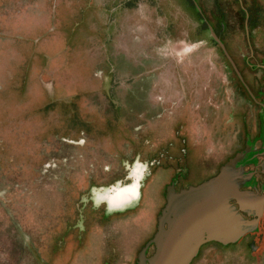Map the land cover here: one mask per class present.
Instances as JSON below:
<instances>
[{
  "label": "rangeland",
  "instance_id": "1",
  "mask_svg": "<svg viewBox=\"0 0 264 264\" xmlns=\"http://www.w3.org/2000/svg\"><path fill=\"white\" fill-rule=\"evenodd\" d=\"M248 4L264 0H0V264H137L167 186L231 155L238 93L210 27L243 63ZM260 232L196 258H264Z\"/></svg>",
  "mask_w": 264,
  "mask_h": 264
},
{
  "label": "water",
  "instance_id": "2",
  "mask_svg": "<svg viewBox=\"0 0 264 264\" xmlns=\"http://www.w3.org/2000/svg\"><path fill=\"white\" fill-rule=\"evenodd\" d=\"M210 32L233 64L211 27ZM242 157L243 153L238 152L199 183L179 188L167 186L156 230L139 251L137 264H189L205 242H234L256 227L264 210V191L243 188L252 173L237 166ZM138 196L139 184L135 193L120 203H131ZM151 243L153 251L147 255Z\"/></svg>",
  "mask_w": 264,
  "mask_h": 264
},
{
  "label": "flooded vegetation",
  "instance_id": "3",
  "mask_svg": "<svg viewBox=\"0 0 264 264\" xmlns=\"http://www.w3.org/2000/svg\"><path fill=\"white\" fill-rule=\"evenodd\" d=\"M242 7L244 15L233 17L232 24L235 23V26L232 25V28L233 31L237 30L236 27L242 29L240 33L242 32L243 34L241 43L243 45L239 44V50L246 51L241 53L243 63L233 62L232 64L229 61L233 72V80L236 83V86L232 88V92L238 93L237 97L233 95L232 104L234 108H238V111L235 116L234 114L232 116L234 120L227 139V146L232 151L229 158L238 152L243 153V157L237 161V166L251 168V170H245L246 173H252V175L250 179L244 182L243 188L261 193L264 191V5L248 4L247 8L243 5ZM220 23V32H217L216 27L214 28L216 29V35L223 43L221 34L228 30L229 27L224 21H220ZM236 23H241V26ZM257 36L258 38H256ZM217 44L219 45L218 42ZM224 47L226 49L225 45ZM221 50L223 51L222 48ZM226 51L228 52L227 49ZM219 167L220 165H217L199 182L214 175ZM132 182L138 181L134 180ZM115 190L110 193V196L115 193ZM110 196L108 197V204L111 202ZM114 204L117 205L118 201L112 203V205ZM248 217L251 218L253 216ZM263 219L264 210L256 227L234 242L222 243L216 240L205 242L200 246L197 254L189 264H193V262L195 264H264V258H196L200 253L201 247L205 244H210L213 248L224 249L246 238V243L250 247L255 248L256 246L252 243L255 242L257 235H261L260 227L261 225L264 226L262 224ZM150 246L153 247L152 243L149 244L148 248Z\"/></svg>",
  "mask_w": 264,
  "mask_h": 264
},
{
  "label": "bare ground",
  "instance_id": "4",
  "mask_svg": "<svg viewBox=\"0 0 264 264\" xmlns=\"http://www.w3.org/2000/svg\"><path fill=\"white\" fill-rule=\"evenodd\" d=\"M137 186H138V182H131L129 184L118 187L115 190V193H113L110 196V198H111L110 200L113 202H115V201L121 202L126 197L130 196V194L135 193Z\"/></svg>",
  "mask_w": 264,
  "mask_h": 264
}]
</instances>
